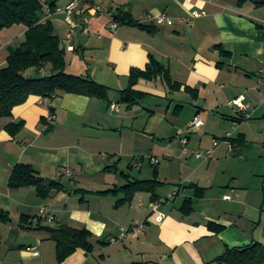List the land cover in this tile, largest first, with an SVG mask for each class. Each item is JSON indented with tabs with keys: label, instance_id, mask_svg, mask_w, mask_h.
Here are the masks:
<instances>
[{
	"label": "crops",
	"instance_id": "obj_1",
	"mask_svg": "<svg viewBox=\"0 0 264 264\" xmlns=\"http://www.w3.org/2000/svg\"><path fill=\"white\" fill-rule=\"evenodd\" d=\"M71 1L60 0L58 7ZM101 2L84 0L81 9L89 21L85 24L81 16H74L77 26L71 32L68 25L64 42L67 72L90 74L110 88L108 99L73 93L51 99L31 95L12 116L0 120V208L11 217L0 223V264H206L227 247L254 242L250 223L260 209L250 206L245 211L235 200L241 198L238 190L231 200L225 194L229 204H221L222 190L209 193L210 187L201 182L214 184L215 174L208 173L214 153L223 150L236 158L253 141L264 144V4L108 0L103 6ZM93 5L102 11L94 14ZM119 7L158 30L113 27ZM162 14L173 23L159 24ZM26 31L23 24L0 31V66L7 63L8 47L22 42ZM217 45L230 54H223ZM151 55L166 64L183 86L171 91L161 79L141 80L136 89L146 93L145 98L132 107L118 103L132 68H145ZM185 86L198 89L197 96ZM240 96L243 107L233 103ZM50 115L54 123L46 128ZM196 117L204 125L192 128ZM21 120L24 127L13 136L6 125ZM228 136L239 138V144H231ZM216 139L225 144L215 146ZM197 149L206 152L198 157ZM17 163L33 165L42 177L57 180L64 189L42 198L34 186L10 188ZM156 167L162 183L156 191L158 200L147 191H137L126 201L121 190L98 193L152 179ZM196 171L203 172L197 176ZM191 184L206 188V194L194 199L193 211L184 214L181 207L195 192ZM43 208L53 217L51 222L42 215ZM23 215L34 218H24L23 223ZM210 223L224 229L214 232ZM63 224L89 229L93 252L78 248L59 262L56 242L43 227Z\"/></svg>",
	"mask_w": 264,
	"mask_h": 264
},
{
	"label": "trees",
	"instance_id": "obj_2",
	"mask_svg": "<svg viewBox=\"0 0 264 264\" xmlns=\"http://www.w3.org/2000/svg\"><path fill=\"white\" fill-rule=\"evenodd\" d=\"M59 1L0 0V31L16 24H23L27 27L24 40L8 47L7 63L0 66V120L12 116L14 109L24 104L31 95L51 99L59 95L73 93L108 99L110 88L96 81L90 74L75 75L67 72L66 48L52 20ZM255 1L257 5L264 4V0ZM112 20L117 25L134 26L149 33H155L158 30L157 25L140 22L129 9L123 7L117 9ZM216 48H219L223 54H230L219 45ZM29 70H33L31 76H27ZM158 79L163 80L171 91L178 90L183 86L174 80L166 64L151 55L145 68H132L129 74V86L121 91L118 103L128 107L136 105L146 96V93L136 89L139 82ZM185 89L193 96L198 94V89L190 86H185ZM23 127L24 121L22 120L6 125V129L13 136ZM225 139L231 144L240 142L239 138L228 136ZM161 184L156 167L152 179L133 181L120 189L113 188L98 193L112 194L121 190L126 194L123 199L126 201L130 200L137 191H147L152 193L154 200H158L156 191ZM8 186L13 189L34 186L42 198L49 197L55 190L64 189L60 182L42 177L36 167L25 163H17L14 166ZM190 187L195 192L193 198L187 199L181 207L184 214H190L193 211L194 199L202 198L206 194L204 187L197 184H191ZM24 218L33 219L34 216L23 215V223ZM10 220L9 212L0 208V223ZM209 227L214 232L224 229L222 225L216 223H210ZM43 228L50 232L52 239L56 242L59 262H63L78 248H82L88 253L94 250V235L87 228H77L66 224ZM206 264H264V244L254 241L245 246L227 247L221 255Z\"/></svg>",
	"mask_w": 264,
	"mask_h": 264
},
{
	"label": "rangeland",
	"instance_id": "obj_3",
	"mask_svg": "<svg viewBox=\"0 0 264 264\" xmlns=\"http://www.w3.org/2000/svg\"><path fill=\"white\" fill-rule=\"evenodd\" d=\"M101 1L103 6L108 5V0ZM115 2L117 3V0H115ZM116 3H114V5ZM64 15L65 14L62 12L54 13L52 20L57 33L62 39L64 38L63 44L65 46V36L67 32L70 31V28ZM59 25L62 26L60 30L57 28ZM32 73L33 70H29L27 72V76H31ZM250 125L251 124H246V126ZM262 125L264 129V122H262ZM250 127L252 128L253 126ZM210 140H212V137ZM214 141H217L221 146L225 144V142L221 139H216ZM198 150H201L204 154L206 152L205 149H197L196 151ZM222 152L223 150L217 154L214 153L212 159L213 168H211L212 171L208 172L209 174H215L213 179L214 184L211 186L206 181H202L201 185L203 184L209 186V193H212V191L222 190L219 197L222 202L221 204H229L227 203V200L224 199L225 194H232L234 190H238L240 191L239 195L241 194V198L239 197L235 200L241 203L239 205L245 208V211H249L254 207L260 209V215L256 219L258 223H255L256 221L250 223V232L252 234L255 232V241L264 243V144L253 141V143H250L249 146L244 148L240 157L236 158L231 157V155L226 156ZM195 161L199 163L203 160L194 159L192 162ZM202 172L203 171H196L197 176H200ZM227 184H230L231 186L226 187L225 185ZM242 192H244L243 195ZM247 194L249 197L246 201L244 197ZM250 206H252V208H250Z\"/></svg>",
	"mask_w": 264,
	"mask_h": 264
},
{
	"label": "built area",
	"instance_id": "obj_4",
	"mask_svg": "<svg viewBox=\"0 0 264 264\" xmlns=\"http://www.w3.org/2000/svg\"><path fill=\"white\" fill-rule=\"evenodd\" d=\"M83 2H84V0H72L65 7H58L57 10H56V13H59V12L61 13L62 12V13L65 14V20L72 28L71 32H73L74 28L77 26V21L75 20L74 16H81L82 20H83V23H85V24H87L88 21H89V18H90L89 14L85 15L84 12H83V9H81V5H82ZM90 9L92 10V12L94 14L99 13V12L102 11V7L100 5H93V7H91ZM193 16H199V13L194 12ZM157 22L159 24H162V23H165V22H167L168 24H172L173 20L170 19L169 17H167L165 14H162V15L157 17ZM112 26L116 27L117 23H114ZM83 29H84V31H89V29L87 27H84ZM69 37H71V35ZM243 99H244L243 96L237 97L236 99L233 100V103L235 105H238L239 107H243V104H242V100ZM113 107L115 108V106H113ZM46 121L47 122L45 124V127L48 128L50 125H52L54 123V116H52V115L48 116ZM203 125H204V121L200 117H196L191 123V127L192 128H199V127H201ZM217 145H218V142L216 141L215 142V146H217ZM202 155H203V153L201 151L197 152V156L198 157H201ZM225 198L228 199V200H231L233 198V195L228 194V195L225 196ZM41 213L44 216H48V220L50 222L53 220L52 216L46 215V209L45 208L42 209ZM163 216L164 215L162 214L161 218Z\"/></svg>",
	"mask_w": 264,
	"mask_h": 264
}]
</instances>
